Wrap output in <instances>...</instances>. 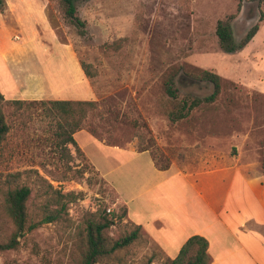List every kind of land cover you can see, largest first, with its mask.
I'll return each mask as SVG.
<instances>
[{
	"label": "rangeland",
	"instance_id": "374dc122",
	"mask_svg": "<svg viewBox=\"0 0 264 264\" xmlns=\"http://www.w3.org/2000/svg\"><path fill=\"white\" fill-rule=\"evenodd\" d=\"M77 9L86 23L84 36L66 22L60 0H51L49 15L60 39L73 48L81 64L89 66L92 95L85 101L95 102L96 109L88 113L85 123L86 129L96 131V138L123 149H147L156 166L175 164L187 169L203 168L214 159H239L237 138H246L250 151L240 159L264 168V2L82 0ZM220 21L230 26L237 42L254 26L259 31L244 49L227 54L216 33ZM199 70L222 78L221 93L212 103L205 99L214 86L190 76ZM169 80L176 99L166 93ZM198 100L201 103L190 109ZM6 102L0 99L9 126L0 143V243L14 230L4 210L9 189L28 186L32 190L28 202L32 223L42 219L47 200L41 196L39 177L62 194L81 193L83 198L69 204L68 216L27 231L16 249L0 251V264H79L84 252L81 224L90 214L111 217L121 215L125 207L83 152L77 155L68 145L71 159L58 147L60 118L42 101H28L21 107ZM149 158L144 155L138 160L144 172ZM143 171L136 182L142 180ZM120 172L113 176L124 184ZM133 229L121 220L109 236L118 239ZM120 256L100 264H150V258L151 264L169 263L148 236Z\"/></svg>",
	"mask_w": 264,
	"mask_h": 264
},
{
	"label": "crops",
	"instance_id": "0c3cea01",
	"mask_svg": "<svg viewBox=\"0 0 264 264\" xmlns=\"http://www.w3.org/2000/svg\"><path fill=\"white\" fill-rule=\"evenodd\" d=\"M4 1L0 94L5 101L89 100L90 81L76 52L57 33L51 0ZM74 138L127 209L125 222L141 226L169 260L191 237L201 236L209 242L212 264H264V168L240 159L250 151L246 138H237L239 159H214L200 169L173 164L166 170L148 151L107 145L86 130ZM144 155L150 156L146 172L138 161ZM119 170L124 184L113 176ZM140 171L142 180L136 182Z\"/></svg>",
	"mask_w": 264,
	"mask_h": 264
},
{
	"label": "trees",
	"instance_id": "16d2710c",
	"mask_svg": "<svg viewBox=\"0 0 264 264\" xmlns=\"http://www.w3.org/2000/svg\"><path fill=\"white\" fill-rule=\"evenodd\" d=\"M82 0H60V5L68 24H71L78 30L80 36H84L86 31V23L78 17L77 3ZM261 4L264 0H258ZM5 8V1L0 0V11ZM263 18L264 14L261 13ZM259 27L256 25L245 35L242 41L237 42L232 36V31L229 25L224 22H219L217 26V36L221 49L227 54H234L244 49L256 36ZM83 70L88 78L91 77L89 66L82 64ZM191 77L199 81L211 83L214 86V92L211 96L205 99V102L212 103L216 101L221 93V76L209 70H199L197 74H190ZM166 93L173 99L177 98V92L174 88L173 80H169L165 85ZM1 101L5 100L0 94ZM26 101H7L6 104L15 106H23ZM201 103L200 100L195 101L190 106V109L197 107ZM47 106L51 112L60 118L58 123L59 132L56 133L60 140L59 146L63 151L70 155L68 145H72L77 155L82 153L81 148L77 144L74 135L80 130L86 129V119L88 113L96 109V103L90 101H47L41 102ZM88 132L99 138L96 131L87 127ZM86 129V130H87ZM9 126L6 122L3 112L0 110V143L5 141L8 134ZM147 149L140 148V152H145ZM72 159V156L70 155ZM160 170H166L168 165H158ZM11 175V177H14ZM84 172H80L82 178ZM15 178V177H14ZM42 184L41 196L47 200L42 206V219L38 223H32L29 214L28 202L31 198L32 190L28 186H17L9 189L4 197V210L13 225V233L6 242L0 243V251H10L17 248L19 238L27 231H32L43 224H50L60 221L64 216H68L67 210L69 204L83 198V194L70 192L62 194L44 178H40ZM74 177L71 176L70 180ZM110 216V215H109ZM106 213L90 214L89 217L81 224V234L83 239L84 252L79 264H100L105 260H117L120 254L129 249L134 243L145 238L147 235L143 232L141 226L131 223L134 227L133 231L125 233L118 239H113L109 236L111 227L118 225L121 220L127 216V209L122 211L121 215H112L109 217ZM209 242L201 236L191 237L180 250L179 255L174 260H169L168 264H212V257L208 252ZM152 258L148 262L152 263Z\"/></svg>",
	"mask_w": 264,
	"mask_h": 264
},
{
	"label": "built area",
	"instance_id": "2783aa9c",
	"mask_svg": "<svg viewBox=\"0 0 264 264\" xmlns=\"http://www.w3.org/2000/svg\"><path fill=\"white\" fill-rule=\"evenodd\" d=\"M107 212L108 213H112V210L109 208V209H107Z\"/></svg>",
	"mask_w": 264,
	"mask_h": 264
}]
</instances>
